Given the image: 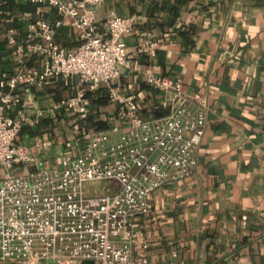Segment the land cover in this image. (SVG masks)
<instances>
[{
	"label": "crops",
	"instance_id": "0c3cea01",
	"mask_svg": "<svg viewBox=\"0 0 264 264\" xmlns=\"http://www.w3.org/2000/svg\"><path fill=\"white\" fill-rule=\"evenodd\" d=\"M35 10L30 0H0L1 91L25 64L6 43V29L22 37V17ZM40 10L50 22L59 18L53 8ZM95 11L101 30L112 11L134 18L124 36L131 68L121 69L120 88L144 116L170 111L163 91L146 82L147 72L179 81L209 104L197 166L191 176L151 192L133 257L144 253L145 264H264V0H104ZM148 39L158 43L153 61L143 48ZM56 40L67 49L78 45L68 19ZM26 65L41 67L36 59ZM75 89L56 77L41 88L18 85L20 104L34 120L17 137L36 161L23 170L57 165L78 153L86 132L116 122L105 84L86 92L84 118L56 107Z\"/></svg>",
	"mask_w": 264,
	"mask_h": 264
},
{
	"label": "built area",
	"instance_id": "2783aa9c",
	"mask_svg": "<svg viewBox=\"0 0 264 264\" xmlns=\"http://www.w3.org/2000/svg\"><path fill=\"white\" fill-rule=\"evenodd\" d=\"M30 1L36 10L22 17L23 36L13 27L5 33L6 43L23 55L25 64L0 90V263L145 264L144 253L133 257L141 218L150 210L153 190L193 174L209 112L207 98L186 93L177 80L147 72L146 82L163 91L170 111L144 116L120 88L121 69L131 68L124 36L133 28V16L112 11L101 30L95 8L104 0ZM42 6L55 9L59 18H43ZM64 19L78 34L73 49L56 40ZM157 46L151 39L143 43L150 61ZM34 59L40 68L26 65ZM55 77L76 88L56 107L81 118L90 105L86 92L105 84L116 105V122L86 132L78 153L57 165L23 170L36 161L17 137L34 120L20 104L18 85L41 88ZM96 182L105 183L103 191L87 192L86 184Z\"/></svg>",
	"mask_w": 264,
	"mask_h": 264
},
{
	"label": "rangeland",
	"instance_id": "374dc122",
	"mask_svg": "<svg viewBox=\"0 0 264 264\" xmlns=\"http://www.w3.org/2000/svg\"><path fill=\"white\" fill-rule=\"evenodd\" d=\"M104 186H105V183L104 182L87 183L86 184V190H87V192H90V193H93V192H96V193L97 192H102Z\"/></svg>",
	"mask_w": 264,
	"mask_h": 264
},
{
	"label": "trees",
	"instance_id": "16d2710c",
	"mask_svg": "<svg viewBox=\"0 0 264 264\" xmlns=\"http://www.w3.org/2000/svg\"><path fill=\"white\" fill-rule=\"evenodd\" d=\"M105 128V127H104Z\"/></svg>",
	"mask_w": 264,
	"mask_h": 264
}]
</instances>
